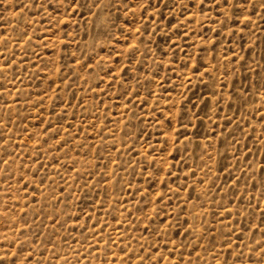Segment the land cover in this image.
<instances>
[{"label":"rangeland","instance_id":"1","mask_svg":"<svg viewBox=\"0 0 264 264\" xmlns=\"http://www.w3.org/2000/svg\"><path fill=\"white\" fill-rule=\"evenodd\" d=\"M0 264H264V0H0Z\"/></svg>","mask_w":264,"mask_h":264}]
</instances>
